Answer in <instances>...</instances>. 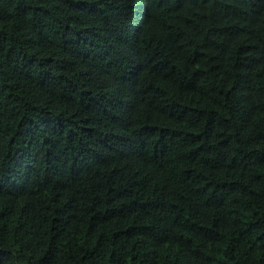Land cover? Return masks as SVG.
Here are the masks:
<instances>
[{
  "label": "trees",
  "instance_id": "trees-1",
  "mask_svg": "<svg viewBox=\"0 0 264 264\" xmlns=\"http://www.w3.org/2000/svg\"><path fill=\"white\" fill-rule=\"evenodd\" d=\"M0 264H264V0H0Z\"/></svg>",
  "mask_w": 264,
  "mask_h": 264
}]
</instances>
